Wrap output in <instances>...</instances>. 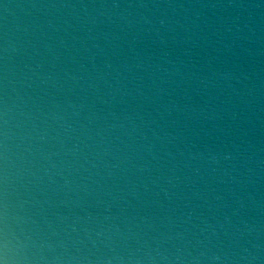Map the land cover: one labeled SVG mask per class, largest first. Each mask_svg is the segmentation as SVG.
I'll list each match as a JSON object with an SVG mask.
<instances>
[{
    "label": "water",
    "instance_id": "water-1",
    "mask_svg": "<svg viewBox=\"0 0 264 264\" xmlns=\"http://www.w3.org/2000/svg\"><path fill=\"white\" fill-rule=\"evenodd\" d=\"M0 264H264V0H0Z\"/></svg>",
    "mask_w": 264,
    "mask_h": 264
}]
</instances>
